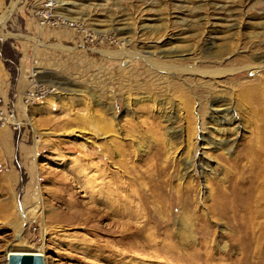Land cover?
Returning a JSON list of instances; mask_svg holds the SVG:
<instances>
[{
  "label": "rangeland",
  "instance_id": "1",
  "mask_svg": "<svg viewBox=\"0 0 264 264\" xmlns=\"http://www.w3.org/2000/svg\"><path fill=\"white\" fill-rule=\"evenodd\" d=\"M55 1L0 0L10 80L35 72L50 88L15 104L16 130L0 128V264L9 251L43 264H264V0ZM174 46L187 55L164 52ZM215 100L236 119L214 135L234 136L228 151L200 143ZM90 174L95 189L118 187L116 215L89 202Z\"/></svg>",
  "mask_w": 264,
  "mask_h": 264
},
{
  "label": "bare ground",
  "instance_id": "2",
  "mask_svg": "<svg viewBox=\"0 0 264 264\" xmlns=\"http://www.w3.org/2000/svg\"><path fill=\"white\" fill-rule=\"evenodd\" d=\"M4 18V17H3ZM225 22V20H223ZM227 23V22H226ZM222 23L221 20H218L217 22H214L213 24L216 25V26H221V27H232L233 24L231 23ZM235 25V24H234ZM150 25L149 24H143L141 25V28L142 30H146ZM120 29H125V30H128L129 28H126L125 26H123V28H120ZM213 45H215V42L214 41H211L210 45L208 46V48H213ZM164 52L168 53V54H172L173 53V56H184V55H187V52L186 53H182L181 50L177 49V46H174V47H169V48H164ZM185 52V51H183ZM174 66H170L168 68H173ZM249 89V88H248ZM251 90V89H250ZM227 105V106H225ZM230 106L228 103H222L221 100H215L211 107H210V111L209 112V117H208V120L204 123L205 126L202 128L203 129V132H201V136H200V143H205V142H208L209 146H212V147H215L217 144H220L223 145L225 147V150L228 151L230 149V147L232 146L233 144V140H234V136L230 138V136H225V137H218V136H214L215 135V132H219L221 129H224L227 128V124H233V123H236V119L233 118V115L230 114ZM168 121L169 120H172L171 117H168L167 118ZM96 120V119H95ZM93 122L96 124V126L101 130V129H104L106 126H107V123H101L99 122L98 124L93 120ZM173 122V121H171ZM215 124V125H214ZM218 126V127H215V126ZM234 125V124H233ZM235 128L239 127V124L235 125L234 126ZM220 129V130H219ZM227 130V129H226ZM177 131L178 130H175L173 132H175L176 135L174 136H177ZM235 133H237V131H235ZM225 135V134H224ZM199 140V139H198ZM216 142V144H215ZM202 165H200L201 167ZM82 168V167H81ZM204 168V164L202 166V169ZM185 170H187L188 172V169H189V165H186L184 167ZM205 169V168H204ZM98 170V169H97ZM162 172V171H161ZM186 172V171H185ZM98 175H96L97 177ZM103 176V175H102ZM151 176V175H150ZM95 175L93 174H90V176L87 177L86 180V183H87V190H88V193H89V196H90V200L89 202L92 204V203H97V204H102L104 205L105 207H108L112 210V212H114L113 214H117L116 211L119 210V208H117V206L119 205L120 203V196H119V193H118V187H113V186H104L103 189L101 188H98L96 187V189L94 188L95 186H97V179H96ZM105 177V176H104ZM152 177V176H151ZM155 177V176H154ZM146 178V182L145 183H150L151 180L154 181L153 178H150V177H145ZM99 180V179H98ZM103 180V179H102ZM105 182V180H103ZM152 183V182H151ZM150 183V184H151ZM83 184V182H82ZM155 184V183H154ZM99 185V184H98ZM140 185H142V183L140 182ZM156 186V184H155ZM150 187V186H149ZM86 191V190H85ZM96 205V204H95ZM94 207V206H93ZM22 250V249H21ZM13 252H21V253H38V254H41L39 252H25V251H9L6 253L9 254V253H13ZM42 255V254H41Z\"/></svg>",
  "mask_w": 264,
  "mask_h": 264
},
{
  "label": "built area",
  "instance_id": "3",
  "mask_svg": "<svg viewBox=\"0 0 264 264\" xmlns=\"http://www.w3.org/2000/svg\"><path fill=\"white\" fill-rule=\"evenodd\" d=\"M55 0H44L43 7L47 8L48 11L54 9L56 6ZM50 14L39 15L38 24L43 26L45 23H49ZM51 25H62L70 29H74L78 32H84V29L77 22L67 19L62 15H55V19L50 21ZM35 72L29 75V86L24 89L18 96V103L20 107L25 108L26 106L41 100L45 94L50 90L45 84L37 82L35 79ZM21 121L18 120V114L14 100H4L0 97V127H7L12 130H16L21 125Z\"/></svg>",
  "mask_w": 264,
  "mask_h": 264
},
{
  "label": "crops",
  "instance_id": "4",
  "mask_svg": "<svg viewBox=\"0 0 264 264\" xmlns=\"http://www.w3.org/2000/svg\"><path fill=\"white\" fill-rule=\"evenodd\" d=\"M3 62L4 60L0 56V97L4 100H14L16 104L18 103L19 94L29 86V79H27L26 75L18 73L12 82Z\"/></svg>",
  "mask_w": 264,
  "mask_h": 264
},
{
  "label": "water",
  "instance_id": "5",
  "mask_svg": "<svg viewBox=\"0 0 264 264\" xmlns=\"http://www.w3.org/2000/svg\"><path fill=\"white\" fill-rule=\"evenodd\" d=\"M5 264H43V256L38 253L13 252L6 255Z\"/></svg>",
  "mask_w": 264,
  "mask_h": 264
}]
</instances>
